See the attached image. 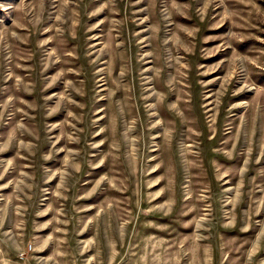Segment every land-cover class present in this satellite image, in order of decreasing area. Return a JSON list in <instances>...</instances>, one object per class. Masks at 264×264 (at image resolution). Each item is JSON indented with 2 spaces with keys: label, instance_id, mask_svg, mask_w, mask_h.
I'll return each instance as SVG.
<instances>
[{
  "label": "rangeland",
  "instance_id": "1",
  "mask_svg": "<svg viewBox=\"0 0 264 264\" xmlns=\"http://www.w3.org/2000/svg\"><path fill=\"white\" fill-rule=\"evenodd\" d=\"M0 264H264V0H0Z\"/></svg>",
  "mask_w": 264,
  "mask_h": 264
},
{
  "label": "built area",
  "instance_id": "2",
  "mask_svg": "<svg viewBox=\"0 0 264 264\" xmlns=\"http://www.w3.org/2000/svg\"><path fill=\"white\" fill-rule=\"evenodd\" d=\"M32 250H33V248H32V246H30V247H29V251H32ZM25 255H26V253H23V254H21V256H20V257H21V258H24V257H25Z\"/></svg>",
  "mask_w": 264,
  "mask_h": 264
}]
</instances>
